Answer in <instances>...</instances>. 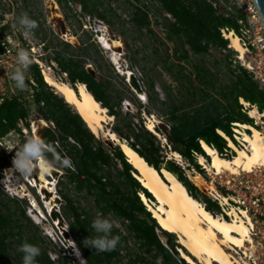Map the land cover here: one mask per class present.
Returning <instances> with one entry per match:
<instances>
[{"label": "trees", "instance_id": "trees-1", "mask_svg": "<svg viewBox=\"0 0 264 264\" xmlns=\"http://www.w3.org/2000/svg\"><path fill=\"white\" fill-rule=\"evenodd\" d=\"M80 1L83 2L86 11L94 13V9H88L86 0ZM158 1L163 10L172 15L174 19V21H167V38L171 41H178L176 52L182 50L181 59H188L190 52L208 53L211 47L229 50V40L222 36L221 28L238 29L236 19L232 15L219 12L209 0ZM137 10L141 11V8ZM99 15L105 17L102 13ZM133 20L139 28L150 26L148 14L145 12H142L139 18L134 17ZM6 29V26H2L0 30L4 32ZM66 46L68 48L73 46L77 53L81 52V44L77 47L66 41ZM185 46L188 48L185 49ZM45 47L49 48L47 45ZM49 59L58 64L61 72L66 73L71 86L77 89V83H85L94 97L109 109L110 114L115 118L125 120L124 125L129 133L123 132L119 127L115 130L122 142L136 150L157 170L161 171L162 168H166L172 172L189 193L205 205L208 211L214 215L222 213L220 204L195 185L187 174V170L195 168L203 172L198 162L200 155L204 156L208 162L211 160L202 146V141L215 148L220 154H224L225 148H228V142L218 130L232 137L237 144L236 139L233 138L232 122L247 123L256 127L253 118L241 111L240 98L256 104L260 112H264V91L246 68L239 64L233 67L231 62L228 66L231 82L224 83L221 82L219 74L205 64L195 65V78L192 74L189 76L182 70L175 73L172 67H165L172 78L179 83L177 91L166 83L162 84L166 93L165 99L161 98L155 90L154 82L148 83L146 93L149 105L136 106L137 112L130 111V113L133 117L134 115L140 117L144 111L149 115L154 114L167 119L171 125L172 135V140H168V146L170 145L171 151H176L182 156L184 165H186L183 166L168 155V147L158 135L146 128L147 126L142 121L125 118L124 112L117 109L120 103L115 100L118 95L114 92L111 83L102 81L100 77L99 80L96 79L88 71L87 66L83 65L79 56H65L56 53ZM184 79L187 80L186 83L183 82ZM28 83L29 88L26 92L15 90L11 98H6L3 103H0V137L19 129V121L30 117L26 94L32 89L34 102L39 108L38 113L48 122L55 124L62 147L74 160L75 170L63 167L67 171L66 176L70 183H74L77 189L86 188L90 194L96 195L99 203L104 202L105 205L99 208L103 215L112 211L118 216L130 219L136 236L142 241V246L147 252L155 249V256L163 258L161 264H190L178 250V248H183L180 243L169 238L168 245H166L157 233L156 229H161V226L142 202L139 193L144 192L151 200L155 198L133 176V172L137 170L127 160L120 144L114 149L108 147L109 150L106 147L108 145L103 139L97 137L73 105L58 92L56 93L55 88L46 82L45 75L36 62L28 71ZM155 128L163 135L157 124ZM19 131L23 133L21 129ZM247 132L251 133L250 130ZM67 139L75 140V149L69 150L65 146ZM115 161L122 165L121 173L125 178V183L132 190V194L120 191L111 181L109 174L105 173L104 170ZM107 185L115 186V190L108 193ZM114 193L116 197H113ZM63 197L66 198L68 209L75 216V221L71 224L72 232L71 230L70 232L82 247L87 264H112L118 258L119 251L115 249L111 252L99 253L93 247L87 246V239L91 235L89 231L92 221L90 214L85 209L78 210L67 195L63 194ZM118 199L123 203H120ZM25 203L27 204L25 198H11L0 186V264H22L23 254L18 251V248L24 241L40 247L41 255L37 257V264H70L71 258L66 252H61L58 261L51 258L47 251V244H53V242L43 234L40 226L34 223L27 214ZM113 233L117 234V231L113 230ZM119 236L120 241L125 239L121 234Z\"/></svg>", "mask_w": 264, "mask_h": 264}, {"label": "rangeland", "instance_id": "rangeland-1", "mask_svg": "<svg viewBox=\"0 0 264 264\" xmlns=\"http://www.w3.org/2000/svg\"><path fill=\"white\" fill-rule=\"evenodd\" d=\"M63 1L64 3L62 0H55V2L53 0H0V29L2 26L7 27L4 32L0 30V40L6 41L8 47L11 49V58L14 60V46L26 48L34 54L35 58L42 62L40 64L35 60V62L39 64L43 74L44 70H48L54 78L65 82H68V76L60 71V68L55 61L49 58L53 57L56 53L65 56H79L83 61L84 66L92 65L98 71L102 81L111 83L114 92L118 95L115 100L120 103L119 106H117V109L124 112L126 119H136L139 122L142 121L145 126L151 118L168 123L167 119L158 117L154 114L149 115L144 111H142L140 117L135 115L133 117V115H131L132 113H130V111L137 112L136 106H145L149 105V103L148 101H141L139 96L133 91L131 86H129L127 76L120 73L119 65L122 66V69L129 68L130 70H134L141 79L146 91L148 89V83L151 81L154 82L155 90L163 99L166 98V93L162 88L163 83L170 85L176 91L179 87V83L172 78L165 67H172L175 73L182 70L185 74L189 76L192 74L193 78H195V65L205 64L211 68L212 71L219 74L221 82H231V74L228 66L231 62L233 67L237 66V64L234 63V60L239 53L235 49H230L229 47V50L211 47L208 53L195 54L190 52L188 59H181L180 55L182 54V50L176 52L178 41H171L167 38V21H174V19L172 15L163 10L158 0H86L88 9H94L93 14L82 9L84 5L82 6L76 0ZM56 6L57 8H55ZM138 8H141V11H138ZM142 12L148 14L150 20L149 27L145 26L139 28L133 20L134 17L138 16L139 18L142 15ZM23 13H27L35 20L36 17L38 18L36 20L38 22V28L28 37H25L19 28L13 26L15 19ZM57 13L61 16H57ZM100 13L104 14L105 17H101L99 15ZM60 19L64 20L66 27L70 31L68 34L69 38L76 37L77 40L81 42L80 53H77L73 46L69 48L66 46V40L64 39L65 34L63 33L61 22L59 21ZM104 36L108 40L116 39L121 41L122 38L126 40L127 45L124 44V46H122L123 42L121 41L122 53L119 52L120 63L116 64L112 51L104 48V43L102 41V37ZM230 42L231 41L229 40V43ZM45 44L49 46V48H46ZM187 48L188 46H185V49ZM183 82L186 83L187 80L184 79ZM32 92L31 89L26 94L27 105L30 108V118L28 122L25 123L24 128L26 133L30 132V134L33 116L36 114L35 112L39 111V108L35 107L36 104ZM55 92L57 93L56 90ZM127 103H130L131 106H127ZM127 113H130V115H127ZM248 116L251 117L249 114ZM124 122V119L115 118L110 125L108 124L106 126L112 131L117 130L119 127L122 128L123 132L129 133ZM49 123L56 128L53 122ZM29 136L31 135L25 134L24 132V134H20L19 137L16 134L12 135V138L18 140L19 145L22 146L26 138ZM97 137L103 139V136L100 137L98 135ZM159 138L164 145L168 147V155L173 157L171 148L168 146V140L167 142H164L161 137ZM75 143V140L67 139L65 141V146L69 150L75 149ZM106 147L108 148L110 146ZM19 148H17V151ZM79 152L81 153V150H79ZM233 153L235 154V151ZM3 158L4 157L0 156V183L5 184L4 186L8 189L1 184L0 186L11 198H19V196L24 197V188L28 189L30 195L26 194L28 196L26 198L24 197L27 200V204L25 203L24 207L33 222L40 226L43 234L52 240L53 244H47V251L51 258L58 261L61 252H66L71 258L70 264H87L84 251L75 238L72 237L71 240L75 241L76 247H68L66 238L54 225L50 216L47 215L45 203L42 200L41 195H39L37 188H32L27 180L16 171L13 167V160H8L7 157H5V159ZM182 160L184 161L183 158ZM200 165L203 172L192 168L191 170H187V174L192 181L193 175H201L203 182H207L209 186L208 195L212 198L210 191L213 194L217 191L218 195H221L220 197L222 201H224L223 199L226 196H224L222 192L225 193L226 191L225 180L230 174V171L216 174L213 170H209L202 164ZM55 167L64 172V168L61 166ZM5 170L12 175L8 178L9 180L6 179L4 174ZM104 171L109 174L111 181L115 183V186L119 188L120 191L126 194H132V190L125 183V178L121 173L123 167L118 161L113 162V164L107 167ZM211 185H214L216 188L215 192L210 189ZM115 186L107 185V192L112 193L115 190ZM56 191L57 195H60L63 199V194L71 198L72 204L76 206L78 210H87L91 219L102 214L99 208L100 206H104L105 203H99L96 195L90 194L86 188L77 189L74 183H70L69 178L66 176V172L61 175L58 183H56ZM113 197H116V193L113 194ZM118 201L123 203L120 199H118ZM37 204L40 207H38ZM61 210L63 214L66 213L65 217L69 225L68 229L72 232L71 224L75 221V216L68 209L66 201L61 205ZM42 215H46L47 218H43ZM104 216L110 218L115 223L116 227H114L113 230H116L118 235L121 234L122 237L125 238L122 239L117 246L116 249L120 254L112 264L162 263L163 258H157L155 256V249H153L152 252H147L146 248L142 246V241L136 236V231L132 228V221L130 219L125 218L124 216H118L112 211L107 212ZM227 220L230 219L227 218ZM156 230L163 242H166L167 239L171 238L179 243L175 234L169 235L170 233H166L162 228ZM81 235L82 234H80V236ZM14 242L17 245V241L15 240ZM76 249L79 250V256L76 255ZM236 250L228 249V251L237 257L242 264H245V262L248 263L249 258L245 257L240 250L239 253H235Z\"/></svg>", "mask_w": 264, "mask_h": 264}, {"label": "bare ground", "instance_id": "bare-ground-1", "mask_svg": "<svg viewBox=\"0 0 264 264\" xmlns=\"http://www.w3.org/2000/svg\"><path fill=\"white\" fill-rule=\"evenodd\" d=\"M58 15L60 16V14ZM227 36L228 39H231L230 47L239 53L241 59H244L246 50L240 40L230 32L227 33ZM111 40H108L105 36L102 37L103 43L107 42L109 44V47L104 48L112 51L117 64L120 63V53L114 51V48L121 47L122 42L116 39L111 42ZM37 61L40 64L42 63L39 59ZM119 70L120 73L126 76L128 73H131L129 68L122 69L121 65H119ZM44 75L46 82L53 86L68 103L75 107L97 136H108L112 140H115L118 145L120 144L127 160L137 170L134 172V175L155 199L151 200L144 192L139 193L140 197L157 219L161 228L175 234L178 242L188 251L186 252L185 249L178 248L187 262L190 264H242L228 249H244L247 247L248 242H250L249 225L251 223L249 222L252 219L245 209L230 208L228 210V214L232 217L230 220L214 215L205 208V205L200 200L189 193L184 184L172 172L166 168H162L161 171L157 170L136 150L127 143L122 142L119 136L115 135L106 126L115 120V116L110 114L109 109L94 97L85 83H77L76 89V87L74 88L68 82L54 78L48 70H44ZM241 101L243 103L248 102L244 99ZM249 115L257 119H261L264 116L256 107H250ZM236 123L237 137L243 145L239 147L235 142L231 141L230 146L235 150L233 157L226 158L221 156L215 148L202 141V146L211 160L208 162L204 156L200 155L198 161L209 170H213L216 174L224 171L236 174L242 170L251 172L256 166L264 165V133L251 124ZM156 124V120L151 118L146 126L156 135H159L164 142H167V139L156 130ZM247 129L251 133H248ZM221 134L228 137L222 131ZM172 156L176 161L181 162L182 156L178 152L172 151ZM52 170H54V167ZM52 170L48 174L41 175L39 168H37L33 172V174H38L37 178H34L33 174L25 176L27 182L38 189L45 203V208L48 210L47 215H49V211L54 206L55 197L46 200L45 194L41 190L47 187L58 196L56 182L51 178ZM192 179L198 185L205 183L199 174L193 175ZM210 189L215 192L216 188L214 185H211ZM24 190L28 192V189L24 188ZM226 198L223 199L225 202H227ZM42 216L45 219L47 218L46 215ZM56 224L54 222L55 226Z\"/></svg>", "mask_w": 264, "mask_h": 264}, {"label": "built area", "instance_id": "built-area-1", "mask_svg": "<svg viewBox=\"0 0 264 264\" xmlns=\"http://www.w3.org/2000/svg\"><path fill=\"white\" fill-rule=\"evenodd\" d=\"M215 1L222 8V12L232 15L238 24V29H230L228 27L221 28L222 36L225 39H228L227 33H233L240 40L242 46L246 50L245 58L241 59L240 55H237L234 63H239L246 68L252 74L253 79L259 84L260 88L264 91V21L255 0ZM228 40L231 41V39ZM0 41L6 49L5 55L0 56V103H3L6 98H11L15 94V89L9 80V73L7 71L9 65L14 62V59L11 58V49L8 47L6 41ZM228 47L231 49L230 43L228 44ZM36 59L37 58H35V60ZM243 99L244 98L242 97L240 98V103L242 105L241 111L243 113L249 114L250 107H256L259 110L256 104H252L249 101L243 103L241 101ZM262 115H264V112H262ZM29 118L27 120L21 119L18 123V128L22 130L23 134L24 132L27 134L24 128L25 123L28 122ZM253 120L254 125L264 133V116L261 119L253 118ZM236 125V122L231 123L233 138L237 141V144H235L242 147L243 144L237 137L235 129ZM19 129L13 130L7 135L0 137V156L4 157L3 159L7 157L8 160H13L15 151L20 147L19 141L12 138V135L16 134L19 137L20 134H22ZM248 130L249 129H247V131ZM218 132L221 134L220 130H218ZM31 133H34V121L31 124ZM221 135L227 140L228 148H225L223 155L219 152L218 153L224 157L231 158L234 156L233 152L235 151L234 148L230 146L233 139L230 136L227 137L224 134ZM178 163L185 166L183 160ZM4 174L6 179L12 176L10 175L11 173L6 170ZM23 177L25 178V176ZM0 184L3 187H6L4 186L5 184ZM225 185L226 191L225 193H222L227 197V202L222 201L220 197L221 195L219 196L217 191L214 194L210 191L212 199L217 201L222 208V213L218 215L223 218L232 219L228 214V210L232 207L238 210L243 208L250 214V218L252 219L251 222H249L251 223L249 225L250 242H248L246 248L239 250L245 255V257L249 258V262H245V264H264V165L256 166L251 172L244 170L240 171L238 174H232L230 172L225 180ZM30 186L36 188L31 184ZM24 194V197L30 195L26 191ZM24 197L19 196V198ZM239 250H236L235 253H239Z\"/></svg>", "mask_w": 264, "mask_h": 264}, {"label": "clouds", "instance_id": "clouds-1", "mask_svg": "<svg viewBox=\"0 0 264 264\" xmlns=\"http://www.w3.org/2000/svg\"><path fill=\"white\" fill-rule=\"evenodd\" d=\"M14 27L19 28L25 37L33 34L38 28V22L27 13L15 19ZM15 60L9 65V80L15 90L26 92L29 88L28 71L35 62L34 54L23 47L14 46ZM54 166L71 167L70 158H61L57 155L56 147L51 142L38 136H29L15 151L13 167L21 176H29L39 168L41 175L48 174ZM115 223L103 214L94 217L90 223L91 235L87 239V246H91L99 253L114 251L120 243V236L113 233ZM68 247L75 248V241L68 240ZM22 253V264H37V257L41 255L39 246L24 241L18 248ZM79 256V250L76 249Z\"/></svg>", "mask_w": 264, "mask_h": 264}, {"label": "water", "instance_id": "water-1", "mask_svg": "<svg viewBox=\"0 0 264 264\" xmlns=\"http://www.w3.org/2000/svg\"><path fill=\"white\" fill-rule=\"evenodd\" d=\"M209 1L212 2V4L218 9L219 12H222V8L217 4V2L215 0H209ZM255 2H256V5H257V7H258V9L262 15L263 21H264V0H255ZM59 21L61 22L62 30H63V33L65 34L64 39L67 42H69V43H71L77 47H80V41L77 40L76 37L69 38L68 34L70 33V31L66 27L64 20L60 19ZM121 41L123 42V46H124V44L127 45L126 40H124L122 38ZM108 45L109 44L107 42H105L104 47H109ZM114 51L122 53V47L114 48ZM5 53H6V49L3 45V43L0 41V56L5 55ZM87 68H88V71L91 72L93 74V76L99 80L100 76H99L98 71L92 65L87 66ZM127 82L129 84V86H131L133 91L139 96L141 101H144V102L148 101V95L146 93L145 87H144L141 79L139 78V76L137 75V73L134 70H131V73L127 74ZM126 105L131 106L130 103H127ZM35 107H36V105H35ZM35 113L36 114H34V116H33L34 133L30 134V132L27 131L28 132L27 134H29L31 136H38L40 138L45 139L46 142L53 143L56 147L57 155H60L61 158H70L71 168L74 169L75 168L74 160L68 155L67 151L62 147V145L60 143V136H59V133L56 130V128L54 126H52L44 117H42V115L40 113H38V112H35ZM156 121H157V125L159 126L164 137L167 140H170V139L172 140L171 125L167 122H163V121H159V120H156ZM113 133L115 135L119 136V134L117 132L113 131ZM103 140L108 146H110V148L114 149L118 145L115 140H112L108 136H104ZM64 172H66L65 169H64ZM64 172H62L59 168L54 166V170H52L51 178H53V181L58 183L61 175ZM33 175H34V178H37V176H38V174H33ZM133 176L136 177L134 175V172H133ZM196 185L203 192L208 194L209 186H208L207 182H205L202 185H198V184H196ZM41 192L45 194L46 200L55 197L54 206L49 211V215H50V218L53 220V222H55V224L57 223L56 227L62 232V234L64 235V237L66 238V240L68 242L69 239L71 240L72 234H71L70 230L68 229L69 225L67 223L66 217L64 216V214L61 210V205H63V203L66 200H64L60 195L56 196L55 193L52 192L51 190H49L47 187L43 188L41 190ZM164 244L168 245V239L166 242H164Z\"/></svg>", "mask_w": 264, "mask_h": 264}, {"label": "flooded vegetation", "instance_id": "flooded-vegetation-1", "mask_svg": "<svg viewBox=\"0 0 264 264\" xmlns=\"http://www.w3.org/2000/svg\"><path fill=\"white\" fill-rule=\"evenodd\" d=\"M54 2H55V0H53ZM77 2H79L82 6H83V2L82 1H80V0H76ZM62 2L64 3V1L62 0ZM55 8H57V7H55ZM82 9H84V6L82 7ZM58 11H59V8H58ZM59 13H57V16H59L58 15ZM68 15V14H67ZM61 16V15H60ZM38 18L36 17V20H37ZM6 31V30H5ZM63 168V167H62ZM71 168V167H70ZM74 170H75V168H74ZM66 174H67V171H66Z\"/></svg>", "mask_w": 264, "mask_h": 264}]
</instances>
